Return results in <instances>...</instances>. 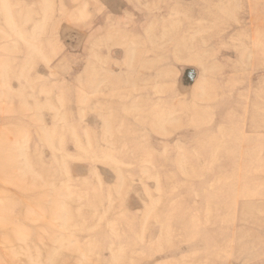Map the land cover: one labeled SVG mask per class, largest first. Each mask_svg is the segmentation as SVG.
I'll list each match as a JSON object with an SVG mask.
<instances>
[{
    "label": "rangeland",
    "instance_id": "rangeland-1",
    "mask_svg": "<svg viewBox=\"0 0 264 264\" xmlns=\"http://www.w3.org/2000/svg\"><path fill=\"white\" fill-rule=\"evenodd\" d=\"M8 1L0 264H264V0Z\"/></svg>",
    "mask_w": 264,
    "mask_h": 264
},
{
    "label": "bare ground",
    "instance_id": "bare-ground-1",
    "mask_svg": "<svg viewBox=\"0 0 264 264\" xmlns=\"http://www.w3.org/2000/svg\"><path fill=\"white\" fill-rule=\"evenodd\" d=\"M6 1H7V0H6ZM9 2H10V0L8 1V4H9ZM23 2H24V1H23ZM13 3H14V1H13ZM13 3H12V4H13ZM6 4H7V3H6ZM9 5H11V3H10ZM9 5H8V8H9ZM58 6H59V5H58ZM18 8H19V9H20V8L22 9V7H18ZM18 8H17V9H18ZM4 9H6V7H4ZM11 10H12V9H10V11H11ZM53 10H54V9H53ZM3 11H4V10H3ZM13 11H14V10H13ZM13 11H12V12H13ZM5 12H7V11L5 10ZM14 12H15V11H14ZM45 12H46V11H45ZM9 14H10V13H9ZM52 14H54V13H52ZM12 15H13V13H12ZM10 16H11V15H10ZM13 16H14V18L17 20V18L15 17V13H14ZM13 16H12V17H13ZM17 16H18V15H17ZM44 16L46 17V15H44ZM18 17H19V16H18ZM9 18H10V17H9ZM9 18H7V19H9ZM7 19H6L5 21H8ZM19 20H20V19H19ZM19 20H18V23H19ZM16 23H17V22H16ZM20 23H21V22H20ZM7 24H8V23H7ZM14 25H15V24H14ZM17 25H18V24H17ZM20 26H21V25H20ZM20 26H19V28H20ZM36 26H37V25H36ZM1 27H2V26H1ZM7 27H8V25H7ZM40 27H42V26H40ZM4 28H6V27H4ZM4 28H3V29H4ZM19 28H17V29H19ZM43 28H45V27H43ZM3 29H2V30H3ZM13 29H14V28H13ZM17 29H16V30H17ZM26 29H27V28H26ZM20 30H21V29H20ZM42 30H43V29H42ZM0 31H1V30H0ZM4 31H5V30H3V32H4ZM25 31H26V30H25ZM8 32H9V31H8ZM22 32H23V31H22ZM22 32H21V33H22ZM17 33H18V32H17ZM23 33H24V32H23ZM23 33H22V34H23ZM18 34H19V33H18ZM18 34H17V36H18ZM24 34H25V33H24ZM24 34H23V35H24ZM26 35H27V34H25V36H26ZM28 35H29V33H28ZM8 38H9V37H8ZM8 40H9V39H8ZM35 40H36V39H35ZM37 40L40 41L39 39H37ZM0 42H1V40H0ZM41 42H42V41H40V43H41ZM46 42H47V41H46ZM46 42H44V43H46ZM48 43H50V42H48ZM28 44H29V43H28ZM30 44H31V43H30ZM30 44H29V45H30ZM33 44H34V43H32V45H33ZM35 44H37V43H35ZM35 44H34V45H35ZM48 46H49V45H48ZM50 46H51V45H50ZM32 47H33V46H32ZM44 47H45V44H44ZM44 47H42L41 50H43ZM48 48H49V47H48ZM51 48H52V47H51ZM34 50H35V49H34ZM24 52H25V51H24ZM43 54H44V52H43ZM20 55H21V54H20ZM25 55H26V54H25ZM38 55H39V53H38ZM26 57L28 58L29 56H26ZM42 57H43V56H42ZM24 59H25V58H24ZM30 60H31V59H30ZM32 61H33V60H32ZM35 61H38V60H35ZM8 64H9V63H8ZM27 64H28V63H27ZM2 65H4V64H2ZM2 65H1V67H2ZM9 65H10V64H9ZM33 65H35V62L33 63ZM4 66H7V65L5 64ZM31 66H32V65H31ZM8 67H9V66H8ZM6 68H7V67H6ZM4 70H8V68H7V69H4ZM9 70H10V68H9ZM28 70H29V69H28ZM3 72H5V71H3ZM2 74H3V73H2ZM4 74H5V73H4ZM5 75H6V74H5ZM3 76H4V75H3ZM7 76H8V74H7ZM0 77H1V76H0ZM0 81H1V80H0ZM0 84H1V82H0ZM5 85H7V84H5ZM9 89H10V88H9ZM0 93H1V91H0ZM4 96H5V95H4ZM0 97H1V96H0ZM6 99H7V98H6ZM6 99H5V100H6ZM11 101H12V99H11ZM6 103H7V102H6ZM8 103H9V102H8ZM8 103H7V104H8ZM9 104H10V103H9ZM9 104H8V105H9ZM11 104H12V103H11ZM9 114H10V113H9ZM5 115H6V114H5ZM56 115H57V114H56ZM0 118H1V117H0ZM12 118H13V117H11V120H12ZM4 119H6V118H4ZM4 119H3V120H4ZM6 120H7V119H6ZM9 124H10V122H9ZM11 124H12V123H11ZM2 125H3V124H2ZM12 125L14 126V124H12ZM0 126H1V125H0ZM7 126H8V125H7ZM7 126H6V127H7ZM3 128H4V127H3ZM1 129H2V128H1ZM52 132H53V131H52ZM14 134H15V133H14ZM48 136H49V135H48ZM13 137H14V135H13ZM24 157H25V156H24ZM27 160H28V159H27ZM33 162H34V161H33ZM8 164H9V163H8ZM28 165H29V164H28ZM6 168L9 169V167H6ZM25 168H26V167H25ZM15 170H16V169H15ZM27 170L29 171V169H27ZM30 173H31V172H30ZM33 173H34V172H33ZM34 174H36V173H34ZM36 176H37V175H36ZM3 182H4V181H3ZM3 182H1V183L3 184ZM4 191H6V190H4ZM15 192H16V191H15ZM9 194H10V192H9ZM15 196H16V195H14V197H15ZM17 197H18V196H17ZM32 198H33V197H32ZM9 200H10V199H9ZM5 201H6V200H5ZM11 201H12V200H11ZM23 201H24V200H23ZM13 203H14V202H13ZM26 203H27V202H26ZM13 205H14V204H13ZM11 208H12V205H11ZM36 211H37V210H36ZM57 216H59V215H57ZM37 217H38V216H37ZM46 217H47V216H46ZM20 218H21V217H20ZM0 219H1V218H0ZM45 219H47V218H45ZM26 220H27V219H26ZM23 224H24V223H23ZM2 232H3V231H2ZM17 232H18V231H17ZM39 233H40V232H39ZM45 233H46V232H45ZM35 234H36V233H35ZM37 234H38V232H37ZM38 235H39V234H38ZM33 236H34V234H33ZM14 237H15V236H14ZM6 238H7V237H6ZM23 239L25 240V237H24ZM10 243H11V242H10ZM21 246H22V245H21ZM23 251H24V250H23Z\"/></svg>",
    "mask_w": 264,
    "mask_h": 264
}]
</instances>
